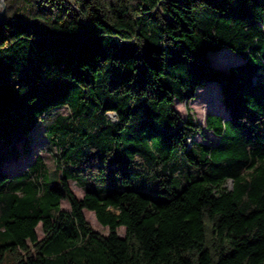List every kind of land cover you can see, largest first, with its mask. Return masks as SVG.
<instances>
[{"label": "trees", "instance_id": "1", "mask_svg": "<svg viewBox=\"0 0 264 264\" xmlns=\"http://www.w3.org/2000/svg\"><path fill=\"white\" fill-rule=\"evenodd\" d=\"M5 3L0 264H264V0ZM225 47L227 70L207 58ZM210 81L227 116L181 119ZM59 107L56 171L20 161Z\"/></svg>", "mask_w": 264, "mask_h": 264}, {"label": "rangeland", "instance_id": "2", "mask_svg": "<svg viewBox=\"0 0 264 264\" xmlns=\"http://www.w3.org/2000/svg\"><path fill=\"white\" fill-rule=\"evenodd\" d=\"M1 9V8H0ZM210 63L215 67H219L223 70H227L231 63L242 62L243 57L231 49L225 47L215 52H210L209 56L207 55ZM221 91L219 83L210 81L204 88L200 90L196 96L188 102L177 100L175 101V107L178 110L181 119L186 118L187 116V108L191 109L194 114L195 119L200 122L203 126L205 125L206 116L209 113H217L221 114L224 117L227 116V111L224 109L222 99H221ZM69 109L67 107H59L57 110L53 111L51 114H47L46 118L38 124V126L32 132V150L29 154L22 153L20 157V161H29L34 159L36 155H41L43 160L46 162L49 170L51 172L56 171V157L58 155L57 145L51 141L46 135V124L51 121L55 115L59 112H68ZM115 113L110 112V117L114 119ZM205 134L202 136L200 134L196 135V138L204 141L215 143L219 140V137L214 134L212 131L205 129ZM16 162H12L10 168H14ZM70 186L74 193L78 197H82L84 195V189L80 187L75 180L69 181ZM62 206L64 208L69 209L70 204L67 200H62ZM85 216L87 220L94 226L96 230L107 234L109 229L107 226L102 225L95 213L92 210L87 208L84 209ZM38 236L41 237L43 235V231L41 229V223L36 227ZM118 233L123 235L125 233V227L121 226L118 228ZM8 264V261H6Z\"/></svg>", "mask_w": 264, "mask_h": 264}, {"label": "water", "instance_id": "3", "mask_svg": "<svg viewBox=\"0 0 264 264\" xmlns=\"http://www.w3.org/2000/svg\"><path fill=\"white\" fill-rule=\"evenodd\" d=\"M0 7H1V9H0V16H1V14L5 11V9H6V3H5V0H0ZM115 113V115H114V119H116L117 118V116H116V112H114Z\"/></svg>", "mask_w": 264, "mask_h": 264}, {"label": "bare ground", "instance_id": "4", "mask_svg": "<svg viewBox=\"0 0 264 264\" xmlns=\"http://www.w3.org/2000/svg\"><path fill=\"white\" fill-rule=\"evenodd\" d=\"M1 6V5H0ZM1 8V7H0Z\"/></svg>", "mask_w": 264, "mask_h": 264}]
</instances>
